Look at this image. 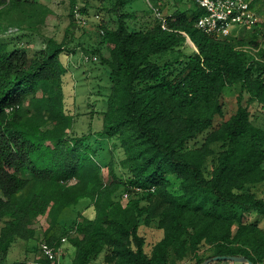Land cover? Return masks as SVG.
Instances as JSON below:
<instances>
[{
    "label": "trees",
    "instance_id": "1",
    "mask_svg": "<svg viewBox=\"0 0 264 264\" xmlns=\"http://www.w3.org/2000/svg\"><path fill=\"white\" fill-rule=\"evenodd\" d=\"M70 1L72 26L77 0ZM98 1L108 2L102 9L116 16L114 27L100 25L99 45L85 50L108 68L111 82L98 132L71 134L65 39L48 38L31 57L0 41V264H31L28 255L13 263L5 258L18 240L31 245L37 239L35 222L42 216L48 227L41 242L57 250L67 237L71 264H172L188 257L217 264L225 256L264 264V231L248 220L253 212L264 216V129L250 110L253 103L264 109V33L254 55L242 40L199 30L203 11L196 2L192 13L171 14L166 2L159 8L164 23L144 11L142 23L132 27L138 0ZM253 5L264 15V0ZM39 8L0 0V32L15 24L27 30ZM89 9L83 4L79 13ZM228 87L239 88L229 117ZM93 135L113 141L123 157L101 164L89 144ZM257 186L261 196L252 190ZM83 200L92 217L73 214ZM153 223L163 235L147 252L140 229ZM205 247L212 254L204 258ZM38 249L34 244L26 253L33 257Z\"/></svg>",
    "mask_w": 264,
    "mask_h": 264
},
{
    "label": "rangeland",
    "instance_id": "2",
    "mask_svg": "<svg viewBox=\"0 0 264 264\" xmlns=\"http://www.w3.org/2000/svg\"><path fill=\"white\" fill-rule=\"evenodd\" d=\"M27 2H34V4L40 6L38 10L41 14L35 18V20L27 21L29 27L27 30L22 29L19 25H10V27H16L19 30L15 34L7 35L5 32L10 28L3 29L0 32V41L7 42L11 48H22L25 50L29 57L45 46L48 38H54L61 42L65 39L66 50L61 56V62L66 68L64 75V96L66 111L73 117V127L71 134L74 136H82L89 132H98L102 129V115L101 112L107 107L106 99L110 93L111 82L109 78L108 68L97 61L96 55L86 53L85 50L95 49L99 45L98 30L101 24H105L108 27H114L116 16L109 10L102 9L106 5H110L108 2H100L98 0H77L74 7V24L70 25L71 17V1L70 0H26ZM157 5L161 8L163 4L168 2L167 13L171 14L176 9L187 10L192 13L196 9L194 0H159ZM83 4H90V9L86 15L79 13V9ZM133 6L136 9V20H129V25L132 27H138L144 19V11H149L152 17H155L154 11L151 10L145 0H138L134 2ZM160 10V9H159ZM164 17V14L161 13ZM191 15V14H190ZM156 18V17H155ZM157 19V18H156ZM154 20V19H153ZM30 22V23H29ZM7 19H2L1 25L7 26ZM27 25V26H28ZM262 29L254 27L238 28L233 30L231 35L227 38L231 42L237 43L239 40L245 42L244 49L249 53L257 55L260 47L254 44L262 43ZM188 44L194 48L193 44ZM104 52L107 54V50L104 48ZM190 52L187 50L186 53ZM176 56H167L166 58L173 59ZM167 59H162L164 63ZM239 93L238 87H228L224 93V101L226 103L227 117H229L236 108V98ZM252 120L258 127L264 129V109L259 103H253L250 106ZM204 139V135L199 137L200 144ZM193 142L190 146H193ZM89 144L98 150L97 160L101 164L108 163L113 157L116 162L123 157V152L120 148L114 146L113 141L107 138L98 137L93 135L89 139ZM216 153L219 152V145L213 146ZM209 166H211V158L209 159ZM118 173L119 167H116ZM104 176L108 177V172L104 168ZM177 182L175 181V187L177 188ZM252 190L261 196V186L253 187ZM88 200L81 201L75 206L72 211L73 214L77 212H84L86 216H93V208L88 207ZM250 222H257L264 231V216L251 213L248 216ZM38 229L37 239L28 245V242L18 240L9 250L5 261L15 262L28 259L30 262L36 261L38 252L32 257V254H27L26 249L31 248L34 244L38 247L41 242L42 233L48 227L47 217L42 216L35 222ZM236 229V228H234ZM140 233L146 239V251L149 252L151 247L162 238V231L156 227V223L151 226H141ZM61 247L60 264H71L73 259V247L70 245L69 240L65 242ZM39 251V249H38ZM212 254L210 247H205L201 250L200 256L207 257ZM28 255V256H27ZM102 256L97 262H101ZM195 259L188 257L181 262H172V264H194ZM217 264H244L241 262L223 261Z\"/></svg>",
    "mask_w": 264,
    "mask_h": 264
},
{
    "label": "built area",
    "instance_id": "3",
    "mask_svg": "<svg viewBox=\"0 0 264 264\" xmlns=\"http://www.w3.org/2000/svg\"><path fill=\"white\" fill-rule=\"evenodd\" d=\"M155 1L157 0H145L147 6L154 11L155 17L164 23V17ZM195 2L203 11V15L196 22V27L206 34L227 39L233 30L246 27L261 28L264 33V15L253 5V0H195ZM18 30L16 27H10L5 33L12 35ZM128 198L129 194L125 193L123 200L126 201ZM65 242L67 237L62 239V243ZM61 254V247L55 250L49 244L40 242L36 261L31 264H43L42 260H48L52 264L57 261V264H60Z\"/></svg>",
    "mask_w": 264,
    "mask_h": 264
},
{
    "label": "water",
    "instance_id": "4",
    "mask_svg": "<svg viewBox=\"0 0 264 264\" xmlns=\"http://www.w3.org/2000/svg\"><path fill=\"white\" fill-rule=\"evenodd\" d=\"M188 40L189 39H187V41ZM189 42H191V41L189 40ZM191 44H192V42H191ZM224 259L228 260V261H233V262H241V263H244V264H252L249 260L241 258V257H237V256H225Z\"/></svg>",
    "mask_w": 264,
    "mask_h": 264
},
{
    "label": "crops",
    "instance_id": "5",
    "mask_svg": "<svg viewBox=\"0 0 264 264\" xmlns=\"http://www.w3.org/2000/svg\"><path fill=\"white\" fill-rule=\"evenodd\" d=\"M15 244V243H14ZM30 262V261H29ZM8 263V262H7ZM10 263H13V262H10ZM30 263H32V262H30Z\"/></svg>",
    "mask_w": 264,
    "mask_h": 264
},
{
    "label": "clouds",
    "instance_id": "6",
    "mask_svg": "<svg viewBox=\"0 0 264 264\" xmlns=\"http://www.w3.org/2000/svg\"><path fill=\"white\" fill-rule=\"evenodd\" d=\"M258 8V7H257ZM259 9V8H258ZM260 12V11H259Z\"/></svg>",
    "mask_w": 264,
    "mask_h": 264
}]
</instances>
